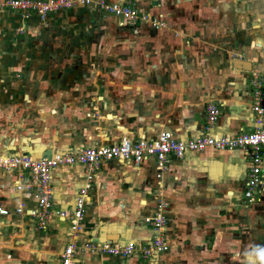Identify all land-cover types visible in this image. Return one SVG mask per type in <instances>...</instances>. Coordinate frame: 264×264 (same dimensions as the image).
Here are the masks:
<instances>
[{
    "label": "crops",
    "instance_id": "crops-1",
    "mask_svg": "<svg viewBox=\"0 0 264 264\" xmlns=\"http://www.w3.org/2000/svg\"><path fill=\"white\" fill-rule=\"evenodd\" d=\"M137 6L166 28L121 27L115 17L80 5L43 21L0 11V155L78 152L122 138H153L162 130L186 140L201 134L208 101L221 104L210 134L255 127L249 78L257 71L264 81V0H137ZM76 21L146 31L127 47L143 45L141 65L138 59L137 66L81 71L71 50L44 51L46 37L60 44L77 36ZM236 59L251 70L234 68ZM167 164L157 178L154 158L102 161L86 197L84 230L75 240L78 246L148 243L155 232L143 219L161 197L168 203L162 235L169 250L143 259L78 249L77 263L259 264L245 253L264 246V191L253 204L243 198L245 152L208 147ZM15 178L16 172L0 170V202L11 210L0 215V264H60L71 238L68 220L56 212L73 209L84 168L53 170V213L42 227L28 212L12 213L19 203L27 210L38 206L29 191L16 189Z\"/></svg>",
    "mask_w": 264,
    "mask_h": 264
},
{
    "label": "built area",
    "instance_id": "built-area-1",
    "mask_svg": "<svg viewBox=\"0 0 264 264\" xmlns=\"http://www.w3.org/2000/svg\"><path fill=\"white\" fill-rule=\"evenodd\" d=\"M87 6L92 10L110 15L119 20L120 26L129 23H147L152 28H166V23L159 17H152L137 6V0H0V11H16L21 17L28 19L36 17L45 20L49 15L66 11L76 6ZM251 91V110L255 127L252 130L235 135H212L211 129L221 114V104L208 101L205 104V121L201 134L196 137L181 140L170 130H162L153 138H139L131 140L122 138L111 145H96L83 148L78 152H54L50 155L32 156L0 155V170L16 172L15 184L17 190L26 189L37 201L35 209H26L24 203L14 207L12 213L21 215L26 212L38 219L40 226H44L50 216L51 187L50 180L53 170L57 168L80 165L85 170V181L78 189L74 207L68 211H57L58 216L68 220V235L71 241L66 244L61 255L60 264H78L76 252L86 249L121 258L139 257L147 259L158 253L169 250V244L162 235V230L169 221L168 203L161 197L157 200L152 213L144 217V222L155 232L148 243L128 242L126 244L84 243L77 245V234L84 230L85 204L88 192L93 184L94 171L102 161L132 160L139 164L149 158L155 159L156 177L160 178L167 168L170 158L180 160L186 152H199L211 147L216 150L241 149L249 160V167L243 188V198L247 204L260 200L264 191L263 147H264V81L257 71H253L249 78ZM26 174L27 177H24ZM11 210L0 202V215L8 216Z\"/></svg>",
    "mask_w": 264,
    "mask_h": 264
},
{
    "label": "rangeland",
    "instance_id": "rangeland-1",
    "mask_svg": "<svg viewBox=\"0 0 264 264\" xmlns=\"http://www.w3.org/2000/svg\"><path fill=\"white\" fill-rule=\"evenodd\" d=\"M71 23L75 25L78 35L75 37L72 35V40H64L60 44H55V42L54 44L52 42L48 43L47 41L51 39L54 41H59V39L46 37L44 51L57 52L71 50L75 56L73 63L77 70L81 69V71H84L85 69H91L93 72L99 70L105 72L106 69L112 70L120 66H137L139 64L136 65L135 63L138 59L139 62L141 59L143 60L141 53L143 45L140 49L137 48L136 51L127 47L132 44V41L136 42L137 38L141 37L146 31L139 28L119 29L100 25L99 27L95 26L91 28L90 24L86 21ZM49 26H51V24L45 25L47 29H51L52 26L51 28H49ZM60 29L62 31L63 28L60 27ZM67 30L68 29L64 30V32L66 33ZM145 64L149 65L150 62H145ZM73 66L74 65L71 67ZM102 76L103 79L106 78L105 75Z\"/></svg>",
    "mask_w": 264,
    "mask_h": 264
},
{
    "label": "clouds",
    "instance_id": "clouds-1",
    "mask_svg": "<svg viewBox=\"0 0 264 264\" xmlns=\"http://www.w3.org/2000/svg\"><path fill=\"white\" fill-rule=\"evenodd\" d=\"M246 256L254 257L259 264H264V246H254L251 252H246ZM248 264H254V260H249Z\"/></svg>",
    "mask_w": 264,
    "mask_h": 264
},
{
    "label": "water",
    "instance_id": "water-1",
    "mask_svg": "<svg viewBox=\"0 0 264 264\" xmlns=\"http://www.w3.org/2000/svg\"><path fill=\"white\" fill-rule=\"evenodd\" d=\"M247 62H245L244 60L241 59H236L233 61V67L236 69H240V70H245V71H250L251 70V66L248 68L246 64Z\"/></svg>",
    "mask_w": 264,
    "mask_h": 264
}]
</instances>
